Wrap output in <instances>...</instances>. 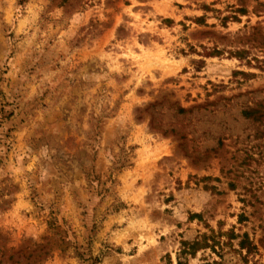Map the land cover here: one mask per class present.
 Masks as SVG:
<instances>
[{
  "label": "rangeland",
  "instance_id": "1",
  "mask_svg": "<svg viewBox=\"0 0 264 264\" xmlns=\"http://www.w3.org/2000/svg\"><path fill=\"white\" fill-rule=\"evenodd\" d=\"M179 262L264 264V0H0V264Z\"/></svg>",
  "mask_w": 264,
  "mask_h": 264
},
{
  "label": "trees",
  "instance_id": "2",
  "mask_svg": "<svg viewBox=\"0 0 264 264\" xmlns=\"http://www.w3.org/2000/svg\"><path fill=\"white\" fill-rule=\"evenodd\" d=\"M208 239H207V236H204L203 240H202V243H199V241H196L194 243H192V245L188 248H185L183 251H182V254L183 255H193L195 254V252L197 251L198 247L202 246V244L204 242H206ZM245 242H242L241 243V246L244 245ZM208 243H205L203 246H208L207 245ZM185 246V245H184ZM186 247V246H185ZM251 248V247H250ZM191 250V251H190ZM249 251V250H248ZM178 264H182L181 262H179Z\"/></svg>",
  "mask_w": 264,
  "mask_h": 264
}]
</instances>
